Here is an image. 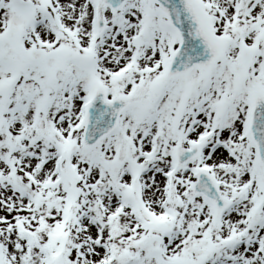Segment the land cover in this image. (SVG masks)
Wrapping results in <instances>:
<instances>
[{"label": "snow or ice", "instance_id": "6c2138e0", "mask_svg": "<svg viewBox=\"0 0 264 264\" xmlns=\"http://www.w3.org/2000/svg\"><path fill=\"white\" fill-rule=\"evenodd\" d=\"M0 264H264V0H0Z\"/></svg>", "mask_w": 264, "mask_h": 264}]
</instances>
